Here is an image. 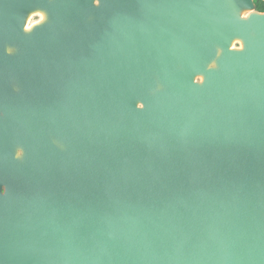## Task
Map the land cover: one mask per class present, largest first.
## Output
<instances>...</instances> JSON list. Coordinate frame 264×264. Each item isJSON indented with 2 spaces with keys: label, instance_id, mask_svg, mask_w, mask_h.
Segmentation results:
<instances>
[{
  "label": "water",
  "instance_id": "water-1",
  "mask_svg": "<svg viewBox=\"0 0 264 264\" xmlns=\"http://www.w3.org/2000/svg\"><path fill=\"white\" fill-rule=\"evenodd\" d=\"M0 264H264L254 0H0Z\"/></svg>",
  "mask_w": 264,
  "mask_h": 264
},
{
  "label": "bare ground",
  "instance_id": "bare-ground-1",
  "mask_svg": "<svg viewBox=\"0 0 264 264\" xmlns=\"http://www.w3.org/2000/svg\"><path fill=\"white\" fill-rule=\"evenodd\" d=\"M36 14L42 16L41 20L30 22V19ZM244 14H245V12H244ZM44 19H45L44 13H42L40 11L31 12L26 19L25 29L26 30L32 29L34 26L38 25V23L42 22ZM235 44H239V47H236ZM235 48H242V42L238 39L233 40L231 43V49H235ZM199 79H201V78H199Z\"/></svg>",
  "mask_w": 264,
  "mask_h": 264
},
{
  "label": "trees",
  "instance_id": "trees-1",
  "mask_svg": "<svg viewBox=\"0 0 264 264\" xmlns=\"http://www.w3.org/2000/svg\"><path fill=\"white\" fill-rule=\"evenodd\" d=\"M255 9L259 12H264V1L254 0Z\"/></svg>",
  "mask_w": 264,
  "mask_h": 264
},
{
  "label": "rangeland",
  "instance_id": "rangeland-1",
  "mask_svg": "<svg viewBox=\"0 0 264 264\" xmlns=\"http://www.w3.org/2000/svg\"><path fill=\"white\" fill-rule=\"evenodd\" d=\"M38 19H39L38 17L33 16V17L30 19V22H32V21H34V20H38ZM235 46H236V47H239V44H235ZM198 80H200V79L198 78Z\"/></svg>",
  "mask_w": 264,
  "mask_h": 264
},
{
  "label": "flooded vegetation",
  "instance_id": "flooded-vegetation-1",
  "mask_svg": "<svg viewBox=\"0 0 264 264\" xmlns=\"http://www.w3.org/2000/svg\"><path fill=\"white\" fill-rule=\"evenodd\" d=\"M35 17H38L39 19L38 20H41V18H42V16H40V15H38V14H36V15H34ZM38 20H34V21H38Z\"/></svg>",
  "mask_w": 264,
  "mask_h": 264
}]
</instances>
